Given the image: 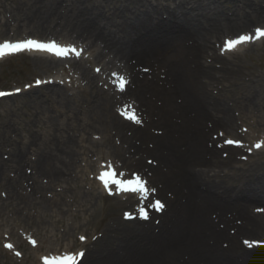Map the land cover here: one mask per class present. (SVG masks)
I'll return each mask as SVG.
<instances>
[{
  "label": "bare ground",
  "instance_id": "6f19581e",
  "mask_svg": "<svg viewBox=\"0 0 264 264\" xmlns=\"http://www.w3.org/2000/svg\"><path fill=\"white\" fill-rule=\"evenodd\" d=\"M171 1L0 0V29L9 27L11 22L16 31L21 26L46 36L80 42L86 49L96 51L97 60L114 73V83L119 79L126 81L124 90L117 89L111 82L95 78L79 60H68V72L92 87L89 99L74 80L70 86L52 80L45 81L42 88L22 89L20 95L25 100L21 104L32 108L36 115L32 118L33 114L26 113V127L11 121L3 129L15 140L0 137V152L2 143L9 147L5 149L8 152L5 159L0 156V189L7 190L17 209L24 210L32 203L62 210V203L44 198V191L54 189L57 184L71 185L75 155L81 147L80 131L89 132L90 136L100 131L107 139H89L92 150L108 148L116 161L143 165L151 188L170 190L171 199L152 241H158L159 248L149 244V250L144 248L129 258L109 255L107 249L103 256L99 251H91L80 262L87 256L95 261L105 260L107 264H158V258L165 254L162 258L172 264H264L262 250L257 255L253 254L255 251L229 253L218 246L224 231L213 221L214 215L219 219L231 212L227 203L236 204L232 200L241 197L264 200V175L244 176L239 185L225 186L223 190L219 184V191L218 185L209 181V170H205L210 165L205 157L210 154L215 157L213 142L219 140V131L229 134L238 120L255 113L259 121L253 124L264 126V81L257 80L260 85L253 86L241 78L235 79L230 85L235 86V96L228 97L222 76H230V68L240 65L236 59L241 53L234 52L235 59L228 60L217 48L223 34L230 36L236 34L233 30L245 32L251 26L264 24V0H179L177 5L172 3L174 6ZM34 55L35 65L45 72L65 68L63 59L43 53ZM146 63L150 64L152 76L145 70ZM216 80L221 86L213 95L214 90L208 86L217 87ZM73 89H79L81 95H73ZM123 99L129 101L125 103ZM80 103L84 105L78 112ZM55 104L59 110L49 111ZM125 105L135 108V112L145 109V124L136 126L123 119L118 109ZM14 110V105L7 104L4 112ZM70 118L73 120L68 122ZM150 124L159 132L151 136L156 157L146 167L139 156L145 147L140 143L138 146L137 141L145 140L141 131ZM33 127L41 132H32L22 139L20 129L29 133ZM108 132L116 136L117 152L113 151L114 145L109 141L110 137L113 141V136L111 133L108 136ZM126 146L128 152H121ZM216 174L212 176L219 178ZM221 193L226 197L224 201L220 199ZM240 212V216L247 215L245 210ZM248 216L233 228L264 232V214ZM133 232L142 241L149 238L148 232L152 235L149 230L138 228ZM113 243L114 240L110 241Z\"/></svg>",
  "mask_w": 264,
  "mask_h": 264
},
{
  "label": "rangeland",
  "instance_id": "374dc122",
  "mask_svg": "<svg viewBox=\"0 0 264 264\" xmlns=\"http://www.w3.org/2000/svg\"><path fill=\"white\" fill-rule=\"evenodd\" d=\"M174 2L175 5L179 4V0H173L170 2L171 6H174L172 5ZM1 17H3L2 14ZM11 24L10 22L9 27H2L0 29V41L25 36L48 38L46 35H43L44 33L37 32L32 28L23 29V27L17 26L19 30L16 31L14 30V24L13 26ZM233 31L237 33L236 30ZM245 49V51L240 50L241 52H237L241 53L236 59L240 65L230 68L232 70L230 76H222V82L226 88L224 93L228 97L235 96V86L230 87L235 79L238 80L241 78L242 81L251 83L253 86L260 85L257 80L264 81V41L254 46H248ZM92 51L91 53L86 51L84 58H80V62L86 67H92L91 70L94 72V77L98 76L100 79L106 80L108 78L107 71L98 64L96 51L94 49ZM33 58L29 54L22 53L0 60V90L17 91L35 85L43 79L52 80L53 78L60 77L58 76L60 74L52 71L45 72L42 67L35 65ZM227 58L234 60V53H229ZM147 65L150 68V64ZM65 72L61 71L63 75ZM73 78L76 80V76H73ZM216 82L217 87L214 85L208 86L214 90L212 91L213 95H216V91L221 86V82L218 80ZM89 91L90 88H86V92L84 93L87 99H89L92 93H89ZM73 93V95H81L77 90H74ZM22 100H25V96H10V98L0 99V137L3 140H15L11 133L3 130L7 129L8 122H19L22 127H26V113L33 114L32 118L36 115L32 108L28 109L27 106L23 107L21 104ZM154 102L156 103L158 101ZM7 104L11 107L14 105L16 110L13 113L10 111L4 112ZM79 105L77 111L81 112L83 109L81 106L84 104L80 103ZM53 109H58L57 104L51 105L49 111ZM256 114H248L247 116H251L246 117L247 119L241 118V120L237 121V124L234 123L233 131L229 134L228 132L223 134L224 137L234 136L236 139L242 140V146H230L225 143L227 145L226 147H222L213 153L215 155L214 158H212V154L205 157L207 159L206 161L210 163L205 168V170H209L207 173H217L219 176V178H215L214 176L209 178L210 183L218 185L219 191L221 187L219 184L222 185V190L225 189V186L235 187L247 175H259L263 178L261 175H264V126L262 128L260 125L253 124L254 121H259V118L255 116ZM72 120L73 118L67 119L68 122ZM24 129H20L22 139L26 138L32 132H41L36 127H33V131H29V133L27 130L24 131ZM80 132L82 133V136L79 137L81 147L75 155L73 174L70 175L71 177L69 179V182H72L71 185L65 187L57 184L54 189L49 188L44 191V198L50 199L58 204L62 203V210L60 207L51 208L44 206L41 208L39 205H33L32 203L24 210L17 209L14 206V201L8 197L7 190L5 188L0 189V264H43V260L46 257L63 256L67 253H74L79 248L84 249L88 253L91 251H99L98 253L102 254L101 256H103L104 250L107 249L109 255H120V257L129 258L144 250V248L145 250H149V244L155 249L160 247L158 246V241L152 242L154 236L158 234V229L161 225L152 222L156 216L155 214L151 215L152 218L147 223H140L142 221L139 219H132L130 221L124 217V213L134 211V209L137 210L139 205H132L131 207L127 204L121 205L122 202H119V198L108 197L100 192L101 190L95 180L97 166L99 163L105 165L107 162L115 164L113 163L115 157L114 153L108 148L92 150L88 140L101 141L107 139L105 134L99 131L100 133L98 132L90 136L91 134L89 132L86 134H83V131ZM110 133L108 132V136ZM141 133L145 135L143 138H146L145 140L141 141L139 139L137 141L138 146L140 143L141 147H145V149L139 152L140 161L148 167L147 165L149 164L145 163L146 159L151 160L156 157V154L153 152L154 144L153 137L151 136L158 135V129L150 124ZM111 135L113 136V141L111 137H108L109 141L111 145H114L113 151L117 152L114 144V138L116 136L112 133ZM255 141L260 142L262 147L255 149L254 145L257 143ZM1 146L4 147H1L0 156L2 157L3 155L2 158L5 159L8 155L5 149L9 147L4 143ZM127 149L128 147L126 146L121 152H128ZM115 167L119 170L122 168L123 170L127 169L128 171H136L141 174L143 171L141 168L143 165L140 167L134 164L130 165L128 162L124 163L122 167L119 165ZM200 168H203V166H200ZM9 173L10 171L6 174L9 176ZM202 173L203 175L206 174V172ZM164 191L165 189L162 193ZM90 196H93V199ZM156 196L163 199L164 195L161 196L157 193ZM152 197H155V194ZM152 197L147 200L149 207L151 206ZM220 199L222 201L226 199L223 193H221ZM241 199L242 197L238 201L232 200L236 204L227 203L231 212L226 213L223 218L219 217L218 219L215 215L213 216V221H215L216 226L224 231L218 246L221 247L223 243L225 245V247L222 246L224 250L230 253H237L240 247H246V242L243 241V238H264V232L250 231L245 228L233 234L232 231H235L233 227L238 221L248 219L246 216L249 214L251 216L259 215L254 205L264 206L263 199L250 197ZM84 203H86V206H83ZM240 210H245L247 215L240 216ZM226 219L229 221L230 219L232 220L228 224H225L224 220ZM106 228L109 229L106 231ZM137 228L149 230L152 232V235L148 232L147 236L149 238H144L145 241H142L140 237H137V233L133 232ZM131 231L135 236L131 234ZM113 240L114 243L110 244V241ZM109 244L112 246L109 247ZM164 255L161 254V257L158 258V264H172L167 258H162ZM104 261H95V259H88L86 256L80 264H107Z\"/></svg>",
  "mask_w": 264,
  "mask_h": 264
}]
</instances>
